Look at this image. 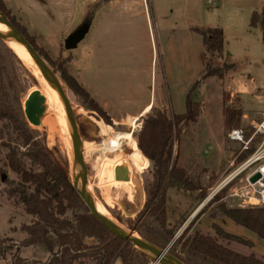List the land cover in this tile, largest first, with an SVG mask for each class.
I'll list each match as a JSON object with an SVG mask.
<instances>
[{
	"label": "rangeland",
	"instance_id": "rangeland-1",
	"mask_svg": "<svg viewBox=\"0 0 264 264\" xmlns=\"http://www.w3.org/2000/svg\"><path fill=\"white\" fill-rule=\"evenodd\" d=\"M9 1L14 6L26 4V0ZM218 1L220 0H150L155 17L149 24L144 22L141 42L109 43L111 49L101 46L102 48L96 53L89 54L85 51L78 61L74 62L80 68V76L86 87L73 75L72 54L77 50L71 49L72 53L65 47L66 38L60 46V51L59 49L47 51L54 61L63 63L68 73L76 77L104 109L103 104H106L110 114L116 118L115 121L112 120V123L106 122L96 112L89 110L83 100L61 81L70 98L82 136L85 186L91 198L107 209L106 214L111 217V220L114 219L116 222H113L126 231H132L128 225L129 221L133 220L145 205V177L151 163L149 161L148 167L146 166L143 172L136 175L135 185L126 186L123 183L114 185L106 174L102 173L105 162L113 159V153L104 154L100 144L112 131L133 132L138 143L143 119L153 111L137 119V126L134 128L130 127L131 118L122 123L117 117L136 113L148 102H152L151 106L154 109L165 110L169 116L186 111L187 94L206 72L203 36L196 28H207L209 25L215 26L218 23L222 25L221 28H225V56L220 60L212 61L214 68H219L224 74L222 78L219 76V78H207L194 91L193 97L200 104L199 115H205L213 122L212 125L218 128L225 106L242 109L241 126L256 123L264 111V39L259 31H251L249 20H245L248 5L258 4L260 0H225L229 8L227 12H224L225 15L227 13V18H224L217 9ZM262 5L261 1L257 6ZM236 8H240L238 13L233 10ZM11 12L20 24L27 25L21 11L11 10ZM34 13L38 24L46 21L42 17L44 12ZM60 21L61 29H64L67 22L64 26V22ZM53 26L51 24V27ZM29 33L36 37L39 45L45 43L38 33L33 34V31ZM47 39L49 43L56 46V34H50ZM132 45H136L137 49H133ZM43 46L45 48V45ZM224 65L228 67L225 68ZM25 66L30 72L26 74L27 86L38 87L41 90L38 78L26 64ZM52 68L57 71L59 77L60 71ZM51 117L49 113L46 114L37 129L46 135L48 146L58 150L56 156L60 160H67L71 167L73 181L74 159L71 161L70 151L58 119L54 118V126H52ZM227 131L225 130L223 138L220 136L219 140L215 138L209 140L203 133V124L195 122L181 125L180 137L176 140L174 147L177 165L185 167L195 182L201 184L200 178H203V182L210 186V189L205 188L207 196L203 200L197 199L194 195L176 193L175 189L169 190L168 225L176 227V237L188 227L192 220L195 224L191 232L198 228L212 229V218L206 214L209 211L193 216L196 214L194 211L198 209L197 207L202 206V202L208 199L212 190L216 188L229 167L230 160L240 149L238 144L227 139ZM8 141L7 135H0V169L2 170L0 175V264H15L14 259L17 254L30 261L46 262L50 258V253L43 246L22 244L28 237V233L23 229L24 226L33 224L36 217L27 213L23 202L11 197L8 193L9 189L20 180L7 164L9 150L4 144ZM96 145L97 150L92 149ZM201 150L202 152L211 151L212 158L210 157L207 163L201 158ZM222 152L226 155L223 160L220 157ZM23 160L27 168L33 166L29 160ZM34 169L37 167L34 166ZM231 192L232 190L225 189L215 195L213 198L219 196V199L211 203L210 208L220 202L238 207V201L230 196ZM112 196L119 201L114 200ZM127 199L135 205L127 207L125 205H128ZM129 212L132 215H129ZM71 214L69 212L67 215L70 217ZM215 223L232 234L254 242L253 247L233 243V248L242 252L254 251L264 255V239H259L255 232L236 225L228 218H216ZM87 242L92 244L96 243V240L87 239ZM147 254L151 258L152 255ZM74 264H96V260L84 259ZM114 264H122V262L116 259Z\"/></svg>",
	"mask_w": 264,
	"mask_h": 264
},
{
	"label": "trees",
	"instance_id": "trees-1",
	"mask_svg": "<svg viewBox=\"0 0 264 264\" xmlns=\"http://www.w3.org/2000/svg\"><path fill=\"white\" fill-rule=\"evenodd\" d=\"M0 11L25 35L48 64L60 71V81L80 97L89 110L112 123L107 111L76 77L68 73L63 63L54 61L27 27L16 20L4 0H0ZM257 15L255 12L252 16V26L256 25ZM196 30L203 36L206 72L187 94L184 113L169 116L165 110L152 107L153 113L143 119L138 148L151 163L146 167V202L128 225L139 237L161 248L169 246V252L185 264H264V255L233 248V243L253 247L252 240L232 234L216 223H213L211 230L198 228L191 232L195 224L192 220L178 237L176 227L168 225L170 188L190 196L196 194L197 199L203 200L207 196V190L195 182L185 168L177 165L174 156L181 125L195 122L200 113V104L193 97L194 91L207 78H222L224 74L212 65V61L224 57L223 30L217 27ZM26 74L30 72L23 60L0 37V135L9 137L4 144L9 150L7 164L20 179L8 193L23 202L27 213L36 217L33 224L24 226L28 237L22 244L43 246L50 253L46 262L30 261L17 254L14 263L74 264L76 261L94 259L96 264H114L116 259H120L122 264H149L152 258L146 252L113 234L90 212L74 188L67 160H60L56 156L58 150L48 146L46 135L39 129H33L27 122L22 105L28 83ZM223 116L225 129L229 130L241 126L243 111L225 106ZM23 159L29 160L33 166L27 168ZM218 199L219 196L212 198L198 215L209 211L210 217L228 218L236 225L255 232L259 239H264V207H232L220 202L210 208L211 203ZM69 212L72 213L70 217L67 215ZM87 239H95L96 243L89 244Z\"/></svg>",
	"mask_w": 264,
	"mask_h": 264
},
{
	"label": "crops",
	"instance_id": "crops-1",
	"mask_svg": "<svg viewBox=\"0 0 264 264\" xmlns=\"http://www.w3.org/2000/svg\"><path fill=\"white\" fill-rule=\"evenodd\" d=\"M4 1L12 11L19 10L23 13V16L27 22L26 25L27 29L29 31H33V34L38 33V36H41V38L43 37V39L45 40V43L43 44L45 45V48L43 45L41 46L46 51L48 50L54 51L58 49L60 51V46L62 42H64L65 38H67L74 30H76L81 24H83L85 20L90 19V26L88 31L86 32L83 39L78 43L77 47L75 48L77 51L75 50L76 52L73 53V51L71 50L73 53L72 64H71L73 75H75L77 79H79V81L83 83L84 86L85 83L83 82V79H81L82 78L80 76L81 72H79L80 68L77 67L74 62L78 61L80 56L85 51H87L90 54V53H96L102 47L108 49L110 47V44L125 43V42L138 43L139 41L141 42L144 22L146 21L149 24L151 19L155 17L153 13V6L150 5L151 4L150 0H98V1L26 0V4L24 3L22 5H16V6L12 5L9 0H4ZM261 1L263 5L258 7L257 5ZM260 2L255 5L252 4V6L248 5V9L245 14V20H249L250 30L255 32L259 31L260 34L263 35V39H264V0H260ZM217 9H219L220 14L224 18H227V13L225 15L224 12L225 11L227 12L229 8H227V2L225 0L218 1ZM233 10L236 13H238V11H240V8H236ZM34 12H42V13L44 12L42 17L46 21L45 22L41 21L38 24L36 19L37 16ZM255 12L258 13L256 17V25L252 26L251 20ZM60 20L64 22L63 24L64 26L65 23L67 22V26L64 29H61ZM222 20L220 22H222ZM51 24H53L54 26L51 27ZM221 26L222 25L218 23L215 26L209 25V27L207 28H211V27L221 28ZM221 29L225 34V28L222 27ZM50 34L57 35L56 46H53L51 43H49V40L47 38ZM132 46H134L133 49L136 48V45H132ZM109 49H111V47ZM213 77L215 78L218 76H212L209 78H213ZM151 103L152 102H148L147 104L143 105V107L136 113L126 114L124 116H119L117 118L123 123V121H126L130 118L131 119L129 120V122L144 117L147 113H149L152 110L153 106H151ZM103 106L105 107L107 113L112 116L113 114H110L106 104H103ZM263 112L264 111H262V113ZM114 117L112 118V120L115 121L116 118ZM195 122H199L203 124V133L206 136L205 138L209 140L214 138L219 140L220 136H222L223 138L224 132L226 130L224 125L223 114L218 128L214 127V125H212L213 122L210 121L205 115L197 116ZM195 122H191V123H195ZM208 142L211 144L210 141ZM200 155L205 163H207L210 160V157L212 156L210 150L204 152H202L201 150ZM220 155H221L220 157H222L221 160H223V158L226 156L223 152ZM233 159L234 158H232L230 162L233 161ZM200 180H201V185L204 188L208 187L207 189H210L209 188L210 186H208L203 182V178H200ZM119 183L125 184L122 180H118V184ZM170 189H175V188H170ZM176 191H177L176 193L182 192L178 190ZM194 196L196 197V194ZM209 200L210 199L206 198L202 202L203 205L202 206L199 205L197 207L198 209L194 211L196 214H194L193 217H195L204 208V206L208 203ZM168 202H167V207H168ZM206 214H209V212H207ZM211 221L212 223H215L216 218H212Z\"/></svg>",
	"mask_w": 264,
	"mask_h": 264
},
{
	"label": "water",
	"instance_id": "water-1",
	"mask_svg": "<svg viewBox=\"0 0 264 264\" xmlns=\"http://www.w3.org/2000/svg\"><path fill=\"white\" fill-rule=\"evenodd\" d=\"M0 21L7 24L10 29V34H5L0 31V37L9 45V42H15L22 44L31 54L33 59L41 67V69L47 74L51 82L56 86L59 93L63 97L65 102L66 110L69 116V122L72 128L73 136V147H74V163H75V174L73 178V185L78 194L83 199L84 203L89 208L90 212L113 234L116 236L130 241L137 248L141 249L146 253H150L152 260L158 264H185L176 256L169 252V246L161 248L135 234L133 231H126L119 227L115 222L109 219L107 216L99 212L94 200L85 186L83 181L84 176V155H83V142L82 136L79 130L77 117L73 111L70 98L67 94L65 87L60 81L58 75L48 62L37 52L34 46L29 42L25 35L11 22V20L0 11ZM90 26V19H87L81 24L76 30H74L65 40V47L69 50L77 47L78 43L83 39ZM228 67L227 65H225ZM230 67V66H229ZM23 111L27 122L33 129H37L48 111V105L45 95L41 92L40 88H31L27 86L24 99H23ZM257 176L252 178V181L257 180ZM112 198L119 201L118 198ZM129 215H132L129 212Z\"/></svg>",
	"mask_w": 264,
	"mask_h": 264
},
{
	"label": "bare ground",
	"instance_id": "bare-ground-1",
	"mask_svg": "<svg viewBox=\"0 0 264 264\" xmlns=\"http://www.w3.org/2000/svg\"><path fill=\"white\" fill-rule=\"evenodd\" d=\"M0 31L5 34H10L9 27L3 21H0ZM9 46L19 55L23 62L38 78L41 90L47 100V114L49 113V115L52 116V126H54V118L58 119L62 127L61 129L65 135L66 145L70 151V157L72 159L71 161H73V132L63 97L59 93L56 86L51 82L47 74L33 59L25 46L15 42H9ZM136 126L137 120H132L130 127L134 128ZM100 146H102L101 150L104 154L113 153L114 156L113 159H108L105 162L102 173L106 174V176L112 183H114V185L118 184V180H122L128 186L135 185L137 178L136 175L145 170V167L149 164V159L139 150L138 143L136 138L133 136V132L112 131V133L105 137L103 143L100 144ZM92 149L97 150V145ZM74 164L75 163H73V165ZM103 174L100 173V175ZM94 202L99 212L111 219V217L106 214L108 213L107 209L104 208L103 205L97 203L96 200H94ZM113 221L115 220L113 219Z\"/></svg>",
	"mask_w": 264,
	"mask_h": 264
},
{
	"label": "built area",
	"instance_id": "built-area-1",
	"mask_svg": "<svg viewBox=\"0 0 264 264\" xmlns=\"http://www.w3.org/2000/svg\"><path fill=\"white\" fill-rule=\"evenodd\" d=\"M226 137L240 149L208 199L228 189L238 207H264V112L252 125L229 129ZM255 176L257 180L252 181ZM149 264L158 263L152 260Z\"/></svg>",
	"mask_w": 264,
	"mask_h": 264
},
{
	"label": "flooded vegetation",
	"instance_id": "flooded-vegetation-1",
	"mask_svg": "<svg viewBox=\"0 0 264 264\" xmlns=\"http://www.w3.org/2000/svg\"><path fill=\"white\" fill-rule=\"evenodd\" d=\"M121 201H122V198H119ZM122 202H125V200H123ZM127 202H128V205L127 204H125L127 207H129L130 205H135V203L134 202H132L131 200H128L127 199ZM137 205V204H136ZM125 207V206H124Z\"/></svg>",
	"mask_w": 264,
	"mask_h": 264
}]
</instances>
